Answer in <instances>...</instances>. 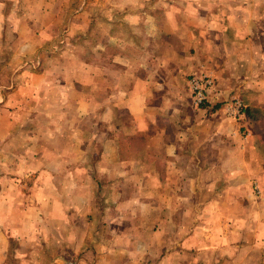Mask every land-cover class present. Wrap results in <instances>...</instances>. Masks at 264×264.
I'll list each match as a JSON object with an SVG mask.
<instances>
[{
  "label": "crops",
  "instance_id": "crops-1",
  "mask_svg": "<svg viewBox=\"0 0 264 264\" xmlns=\"http://www.w3.org/2000/svg\"><path fill=\"white\" fill-rule=\"evenodd\" d=\"M26 1L37 27L18 22L0 58V264H264V203L245 176L220 184L199 159L183 173L175 80L199 35L226 44L213 14L200 28L216 0H79L68 15L69 0ZM60 22L57 51L18 69Z\"/></svg>",
  "mask_w": 264,
  "mask_h": 264
},
{
  "label": "rangeland",
  "instance_id": "rangeland-1",
  "mask_svg": "<svg viewBox=\"0 0 264 264\" xmlns=\"http://www.w3.org/2000/svg\"><path fill=\"white\" fill-rule=\"evenodd\" d=\"M12 1L8 0L11 4L6 8V29L13 34L4 41L0 58L11 56L12 48L15 47L16 26L20 25L18 22L23 26L37 27L30 22L28 13L31 7L23 3L26 0H16V5H12ZM222 2L224 0H216L212 8L199 7L198 12L202 18L200 28L208 26L207 21H210L212 14L217 22L225 26L222 39L226 44H220L221 39L216 40L212 52L205 35H199V41L186 47L181 56L182 73L175 80L184 110V115L178 118L183 130L181 145L186 150L184 157L191 160V166H185L183 173H187L190 168L193 170V160L199 159L204 164L200 173L219 178L220 184H224L227 175L235 180L245 176L246 187L251 191L254 202L263 205L264 181L260 173L264 175V86L256 82H264V0L236 1L238 4L232 3L227 7ZM78 5L79 0H69L65 15L75 14ZM226 15H230L233 21L228 20ZM239 17L244 21H239ZM43 21L40 17V28ZM43 25H48L47 20ZM64 25L61 22L58 24L59 36L44 42L39 48V54L29 52L22 57L18 69L22 65L37 69L42 63L40 53L54 54ZM208 54H212L211 57ZM216 69L221 70L222 78L216 76ZM153 74L157 76L156 72ZM192 76H209L213 81L207 98L198 105L189 87ZM238 103L240 107H237ZM189 147L193 152L188 151ZM222 191L219 190V194ZM258 198L262 200L258 201ZM262 214L264 218V212Z\"/></svg>",
  "mask_w": 264,
  "mask_h": 264
},
{
  "label": "built area",
  "instance_id": "built-area-1",
  "mask_svg": "<svg viewBox=\"0 0 264 264\" xmlns=\"http://www.w3.org/2000/svg\"><path fill=\"white\" fill-rule=\"evenodd\" d=\"M213 81L209 76H205L204 78H199L196 76H192L189 80V87L193 94L194 102L196 105L203 102L208 95L209 89L212 87ZM240 107V103L237 104V107Z\"/></svg>",
  "mask_w": 264,
  "mask_h": 264
}]
</instances>
